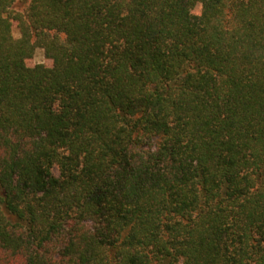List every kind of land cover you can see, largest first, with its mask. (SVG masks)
<instances>
[{
  "label": "trees",
  "instance_id": "16d2710c",
  "mask_svg": "<svg viewBox=\"0 0 264 264\" xmlns=\"http://www.w3.org/2000/svg\"><path fill=\"white\" fill-rule=\"evenodd\" d=\"M0 264H264V0H0Z\"/></svg>",
  "mask_w": 264,
  "mask_h": 264
},
{
  "label": "rangeland",
  "instance_id": "374dc122",
  "mask_svg": "<svg viewBox=\"0 0 264 264\" xmlns=\"http://www.w3.org/2000/svg\"><path fill=\"white\" fill-rule=\"evenodd\" d=\"M199 10V8L197 7L195 9V13H197ZM14 35L16 37H19V31L18 29L14 28ZM50 61L46 59L45 57V54H44V51L42 49H38L37 52H36V55L34 57V59H32L31 61H28V65H36V64H46V65H50ZM55 174L58 175V171L56 170L55 171Z\"/></svg>",
  "mask_w": 264,
  "mask_h": 264
}]
</instances>
